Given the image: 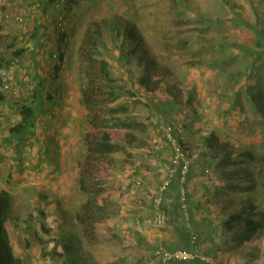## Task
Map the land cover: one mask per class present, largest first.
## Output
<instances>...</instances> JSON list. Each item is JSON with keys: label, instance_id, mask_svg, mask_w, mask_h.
Instances as JSON below:
<instances>
[{"label": "rangeland", "instance_id": "obj_1", "mask_svg": "<svg viewBox=\"0 0 264 264\" xmlns=\"http://www.w3.org/2000/svg\"><path fill=\"white\" fill-rule=\"evenodd\" d=\"M147 1L149 7L143 18L153 26L150 3L154 0ZM154 2L157 12L159 9L170 14L173 0ZM228 2L234 9L220 0H189L190 11H186L179 1L176 2L180 16H164L168 39L162 42V47L158 41L152 53L161 66L166 64L173 68L171 72L175 74V79L167 86V91L184 102L191 86L196 90L193 107L186 109L181 117L183 141L192 154L200 152L205 139H209L211 155H224L234 149V158L241 150H249L256 162L263 163L261 166L247 163L249 172L254 173L260 181L259 186L252 189H227L226 181L219 178L222 167L215 170V179L210 187L212 191L207 199L211 212L215 213V220L222 224L216 237V264H264V232L253 234V240L249 243L234 240L236 234L250 226L254 218L228 224L230 216L236 214L244 204L248 206L255 202L260 209H264V119L257 113L245 89L252 57L238 47H252L254 35L234 19L242 11L254 24H257L259 17L264 29V0ZM123 5L119 0H68L66 12L71 25L65 37L62 40L57 38L50 29L52 40L50 43H40L44 49L40 48L38 57L25 54L24 63L20 58L24 76L20 72L18 77L29 98L33 96L35 85L41 82L52 100L39 108L33 127L18 140L11 139L10 129L22 120V115L10 93L0 90L4 96V102L0 101V117H3L0 124V190L11 194L24 217L38 223L35 213H43L45 227L57 230L51 233L50 238H38L37 247L30 250L15 248L26 264H55L52 255L59 251V241L55 240L58 230L60 227H65L67 233L71 230L67 223L65 225L58 219L57 209L69 210L74 215L84 201L78 182L86 166V133L100 134L101 138L110 134L115 142L126 139L118 128L97 130L92 127L83 101L86 88H91L92 92L98 91L94 94L100 98L97 115L107 116L115 104L129 103V115L147 125L145 129L139 128L141 133H135L141 139L135 149L130 148L129 153L119 150L111 160L98 163L97 176L105 190L103 201L107 216L96 231L97 238L91 242L92 246L87 245L86 248L99 264H117L123 260L126 264H132L139 258H144L146 262L152 254L151 250H141L135 243L131 230L135 227L136 218L132 216V207L128 204L133 207L139 202L149 204L152 197L149 191L153 189L147 185L146 188L136 186L133 181L135 177L126 171L136 170L135 166L130 168L134 162H142L143 166V162H147L144 160L147 154H154L152 149L156 150L159 144L164 148L167 146L163 137L149 125L156 117L141 95L145 93L144 87L130 78L129 71L135 69V65H128L124 58L119 61L120 44L114 43L116 33L111 19L115 14L123 15ZM187 17L194 18V21H183ZM33 26L34 23L29 24L25 33L12 20H7L0 27V42L4 48L20 45L26 34L30 35ZM155 39L158 40V37ZM58 46L61 52L64 51L61 62L52 60V52ZM13 52V49L7 50L8 60L16 58ZM103 61L110 63L112 81H108L100 71ZM23 64L25 67L31 64L32 67L29 66L30 69L26 71ZM39 65L42 66L41 70L38 69ZM252 71L251 85L264 110V58ZM134 74L136 77L141 75L136 71ZM176 84L179 90L173 89ZM109 89H115L119 96L113 105L108 102L112 93H109ZM137 91L142 93L140 99L134 100L130 93ZM36 105L39 106V103ZM72 110L76 115L72 114ZM141 148L152 151L143 152ZM239 165L244 166L242 163ZM225 168L231 170L230 165ZM223 203L230 206L221 210ZM75 228L79 230L80 226ZM147 232L145 230L143 235L149 242L163 247L166 236L161 232L147 236ZM252 252L257 259L247 261L246 256Z\"/></svg>", "mask_w": 264, "mask_h": 264}, {"label": "trees", "instance_id": "obj_2", "mask_svg": "<svg viewBox=\"0 0 264 264\" xmlns=\"http://www.w3.org/2000/svg\"><path fill=\"white\" fill-rule=\"evenodd\" d=\"M119 1H122L124 4L121 12L123 15L115 14L111 19L112 27L116 33L114 43L120 44L119 52L121 55L119 61L124 58L128 65H135L136 68L129 71L130 78L134 79V81L137 80L139 85L144 87L145 93L143 94L140 91H137L138 93L131 92V98L134 100L140 99V94L142 93L141 95L145 97L146 105L152 110L154 118L156 117V120L153 119L149 125L163 137L165 127L173 126L175 122L177 124L182 123L181 117L183 111L193 107L196 90L194 86H191L184 102H182L179 96L172 94L171 91H167V86L175 79V74L171 72L173 68L166 64L161 66L152 51L153 46L157 47L158 41L161 42L162 47V42L168 39L167 35H165L166 28L164 24L166 20L164 16H180L176 7V2L178 1L185 7L186 11H190L188 7L189 0H173L170 14L161 12L159 9L157 12L155 0L153 3L151 2L150 7L153 9L152 20H154L153 26L146 23V18H143V15H146V9L149 7L147 0ZM220 1L224 5L230 6L228 0ZM230 8L234 9L232 6ZM191 13L193 14V12ZM41 16L42 13H39L35 17L34 30L29 36L25 37L27 42L38 39L41 29L45 25V22L41 20ZM192 17H187V20L183 18V21L192 23L194 21ZM202 19L206 21V18L202 17ZM234 19L254 35L252 47L244 45L238 47L242 52L252 57V68L247 83L245 82V89L251 101L255 104L257 113L264 119V110L261 108L259 97L257 92L254 91L250 80V77L253 75L252 70L264 58V29L260 25L261 19L259 17L257 24H254L243 15L242 11H239ZM63 37H65V34H62L60 39L62 40ZM157 37L158 40L155 39ZM10 49L14 50L13 54L16 58L23 59L24 55L28 52L25 47L19 50L10 46L4 48L0 42L1 66L9 62L6 52ZM58 54L60 62L63 61L64 51L61 52L59 46ZM110 67V63L107 61H103L100 64V71L106 76L108 81H112ZM133 71L141 75L136 77ZM173 89L179 90L180 87L176 84ZM96 92H98L97 89L95 92H92L91 88H86L83 92V101L88 111V120L92 127H95L97 130L124 129L128 131V134L124 142H115L110 137V134L101 138L100 134L86 133V166L83 168L78 182L81 193L84 194L85 198L74 215L69 210L57 209L58 219L61 223L64 222L65 225L67 223L71 230L69 233L65 231V227H60V230H58L59 233L55 240L59 241V251L58 254L52 255L55 264H99L92 257V253L86 248L87 245L92 246L91 242L97 238L96 231L101 228L103 219L107 216L103 201L105 190H103L101 180L97 176L98 163L111 160L114 153L119 150L129 153L130 148L135 149L134 133H141L139 128L145 129L147 126L142 121H139V119L129 115L130 105L128 103L115 104L114 108L111 109V114L107 116L103 117L99 113L97 115L96 108L100 107V98L94 95ZM109 93L111 95L108 102L113 105L118 101L119 96L116 94L115 89L113 91L109 89ZM49 100H52V98L49 93H46L44 83L40 82V85H37L36 89H34L30 103L27 100L25 104L19 107L22 120L15 128L10 129L11 139H20L29 128L33 127L32 125L37 115L36 104L40 102L43 105ZM0 101L4 102V96L1 92ZM173 134L180 141L184 149L185 157L189 162V170L183 184L181 183L182 175L179 171L173 178L170 188L165 193L166 197L162 209L166 213L167 220L162 231L168 233L169 236L163 247L168 251L191 250L190 235L194 232L199 235V241L204 253L208 255V248L212 243V238L216 239L218 237L217 232L222 227V224L215 220V213L211 212L207 199L210 193L208 189L209 184L211 185L215 179L214 171L222 167L219 171V178L226 181L225 187L227 189H252L259 186L260 181L254 176V173L249 172L247 163L250 162L259 166L263 163L256 162L254 155L252 154V156L249 150H241L236 153L234 158L232 157L234 149L226 152L224 155L217 153L211 155L209 151L212 149V146L209 139H205L204 148L200 152L192 154L183 141L184 134H180L175 127ZM162 140L167 146L165 154H150V156L154 157L155 162H164L166 164L170 162L167 168L171 170L173 168V149L164 138ZM135 151L137 150H133V152ZM225 160L233 162H226ZM237 160L244 166H240V162H235ZM194 162H196V165L193 166ZM229 165L231 166L230 171L225 168ZM182 188L185 190L186 211L183 209L182 198L180 197ZM199 190H203L200 196L197 195ZM253 203L251 202L248 206L244 204L236 214L230 216L228 221L230 225L241 223L248 218H254L250 226L236 234L235 241L249 243L253 240V234H262L264 232V209H260L255 202ZM229 206L228 203H223L221 210L227 209ZM200 213H202L201 216ZM35 217V219L39 220L38 223H35V220L31 221L28 217H24L23 213L17 209L11 194L6 190H0V264H26L24 258L15 252V248L19 247L25 251L30 250L33 247H37L38 238H50L51 233L57 232V230L51 227H45L43 222L45 214L35 213ZM77 225L80 226L79 230L75 228ZM62 228L63 230H61ZM131 231L138 248L152 251L146 262L144 258H139L132 264H159L153 255L155 250H152L156 248L157 244H152L142 234L134 231V229ZM217 251V244H215L213 251L210 252V254L214 253V255H210V257H216ZM249 254L247 261L255 259L253 252ZM117 264H126V261L123 260ZM180 264L205 263L197 261Z\"/></svg>", "mask_w": 264, "mask_h": 264}, {"label": "built area", "instance_id": "obj_3", "mask_svg": "<svg viewBox=\"0 0 264 264\" xmlns=\"http://www.w3.org/2000/svg\"><path fill=\"white\" fill-rule=\"evenodd\" d=\"M67 2L68 0H0V26L7 20H12L20 31H25L29 24L35 23V17L39 13H42L41 20L45 22V25L42 27L43 32L52 29L56 35L61 36L67 32L71 25L66 12ZM33 30L34 26L31 33ZM52 60L55 62L59 61L58 47L52 52ZM22 70L20 58H10L8 63L3 66L0 65V90L10 93L11 97L18 101H26L28 97V94L21 87L18 77ZM2 122L3 117H0V124ZM174 127L180 134H184V125L182 123L177 124L175 122L173 126H168L164 129L163 138L173 149V168L168 170V175L154 192V196L152 197L153 213L146 217H136L134 224L136 231L140 234L145 229L161 231L164 228L167 220L166 213L162 209L165 193L170 188L173 178L179 171L182 175L181 183L183 184L189 170V162L185 157L184 149L180 141L174 137ZM143 183L144 180L142 178H138L135 182L138 187H142ZM184 195L185 190L182 188L180 197L182 198L183 209L185 210L187 206ZM190 238L191 250L168 251L164 247H157L153 253L155 260L159 264L194 263L197 261L205 264H216L213 257L207 256L204 253L199 241V235L192 232Z\"/></svg>", "mask_w": 264, "mask_h": 264}, {"label": "crops", "instance_id": "obj_4", "mask_svg": "<svg viewBox=\"0 0 264 264\" xmlns=\"http://www.w3.org/2000/svg\"><path fill=\"white\" fill-rule=\"evenodd\" d=\"M0 27H2V26H0ZM43 31L44 30H42L41 29V32H40V34H39V36H38V39H36V40H33V41H30V42H27V40L24 38V39H22V42H21V44L20 45H17V46H14V48L16 49V50H19L20 48H23V47H25L26 49H27V53L26 54H29V55H31L32 56V58H33V56H39L40 55V48L41 47H43V45L42 44H40V43H44L45 41L46 42H51V40H52V34L50 35V33H49V30H47L46 32H44L43 33ZM48 32V33H47ZM27 37V36H26ZM26 40V41H25ZM43 49H44V47H43ZM39 50V51H38ZM22 59V58H21ZM26 60V58H24V59H22V63H24V61ZM24 65V64H23ZM36 65H37V63H36ZM32 67L31 66V64H29L28 66L26 65V67H25V65H24V70H26V71H28L29 69H30V67ZM38 69H42V66H38ZM23 73V72H22ZM23 76H24V73H23ZM21 78H22V74H21ZM22 81V80H21ZM23 82H21L20 84H22ZM37 85L39 86L40 85V83L38 82L37 83ZM37 85H35V89H36V86ZM32 97L33 96H31V98H29V95H28V97H27V100H28V103H30V101L32 100ZM26 100V101H27ZM15 101V104H16V108L19 110V107L21 106V105H23V104H25L26 103V101H18V100H14ZM50 101V100H49ZM129 104V103H128ZM44 105V104H43ZM40 102H39V106H37V111H38V114H39V108H41L42 106H43ZM71 108H73V106H71ZM72 112V114H74V115H76V113L72 110L71 111ZM186 112V110H184L183 111V113H185ZM129 113H130V111H129ZM38 116V115H37ZM133 117V116H132ZM21 122V121H20ZM1 128V127H0ZM120 131H121V133H123V137L124 136H126L127 134H128V131L127 130H124V129H119ZM130 132V131H129ZM134 135H135V141H134V146H136L137 145V143L139 144V142L141 141V139H140V137L138 136V135H136L135 133H134ZM137 137H139V138H137ZM161 140V139H160ZM159 140V141H160ZM160 145V147H158V148H156V150H154V149H152L153 150V153L154 154H158V153H162V154H165V148H164V146L162 145V144H159ZM164 148V149H163ZM142 149V151L143 152H151L152 150H147L146 148H141ZM161 154V155H162ZM150 158H152V159H150ZM144 160H146L147 162H143L144 164H143V166H142V162H134V164H132L131 166H130V168L132 167V166H135L136 167V170L133 172V171H129V170H127L126 172L127 173H131V175H133L135 178L133 179V181H135L136 182V180L138 179V178H142L143 180H144V183H143V185H142V188H146V185L148 186V187H150V189H153V190H150L149 191V194H151L152 195V197L154 196V192H155V190L158 188V186L161 184V182L164 180V178H165V175L167 174V172H168V166H169V164H170V162L168 163V164H166V163H164V162H155L154 161V157L153 156H150V154H147V157L144 159ZM152 160V161H151ZM123 165V164H122ZM194 165H196V162H194V164H193V166ZM129 166H126V168H128ZM132 168H134V167H132ZM165 170V172H163ZM108 181V180H107ZM208 182V181H207ZM106 183H108L109 184V181L108 182H106ZM182 186V185H181ZM211 185L209 184V187H208V189L210 190V193L209 194H211ZM198 190V189H197ZM202 193H203V190H199L198 191V194L197 195H202ZM152 197H151V202L149 203V204H146V202H139L135 207H133L131 204H128L129 205V207H132V216L133 217H137V216H141V217H146V216H150L152 213H153V211H152ZM165 197H166V195H165ZM145 201V200H144ZM125 210H127V208L125 207L124 208ZM201 214L202 213H200V216H201ZM133 229H135L136 230V228L134 227ZM134 230V231H135ZM145 230H148V234H147V236H149V235H151V234H153L154 232H161V234H163L164 236H166V241H167V238H168V236H169V234L168 233H164L162 230L161 231H156V230H151V229H145ZM137 232V231H136ZM142 235H143V233H142ZM144 236V235H143ZM144 237H146V236H144ZM212 238V237H211ZM216 240H218V239H213L212 238V243H211V245H210V247L208 248V250H209V254L207 255V256H210V255H214V253H212V254H210V252L211 251H213V249H214V247H215V244H217V242H216ZM165 241V242H166ZM163 244H164V242H163ZM156 248H157V246H156ZM155 248V249H156ZM217 249H218V244H217ZM250 254H248L247 256H249ZM216 256H217V254H216ZM246 256V257H247ZM255 259H257V257H256V255H255Z\"/></svg>", "mask_w": 264, "mask_h": 264}, {"label": "clouds", "instance_id": "obj_5", "mask_svg": "<svg viewBox=\"0 0 264 264\" xmlns=\"http://www.w3.org/2000/svg\"><path fill=\"white\" fill-rule=\"evenodd\" d=\"M65 34V33H64ZM60 36L57 35V38H59Z\"/></svg>", "mask_w": 264, "mask_h": 264}]
</instances>
